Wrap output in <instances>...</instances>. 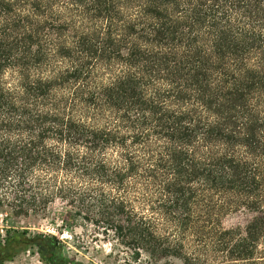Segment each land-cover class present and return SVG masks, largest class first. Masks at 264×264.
<instances>
[{"label": "trees", "instance_id": "trees-1", "mask_svg": "<svg viewBox=\"0 0 264 264\" xmlns=\"http://www.w3.org/2000/svg\"><path fill=\"white\" fill-rule=\"evenodd\" d=\"M55 200L136 256L264 264V0H0V263L83 264L17 223Z\"/></svg>", "mask_w": 264, "mask_h": 264}, {"label": "rangeland", "instance_id": "rangeland-1", "mask_svg": "<svg viewBox=\"0 0 264 264\" xmlns=\"http://www.w3.org/2000/svg\"><path fill=\"white\" fill-rule=\"evenodd\" d=\"M59 201L55 200L47 205V212L40 216L19 217L18 224L28 228L30 232L40 231L55 234L64 245V253L75 261L83 264H182L176 257L164 256L152 260L146 258L144 253L136 256L134 251L121 248L118 244L111 247V241L101 235L95 234L91 226L81 227L78 225L70 228H61L60 215H55L51 220L52 211L60 209ZM2 214H0L1 218ZM244 216L240 212H231L222 216L221 224L231 227L242 224ZM6 223L0 219V241H2ZM135 256V258H134ZM137 257V258H136ZM0 264H46L39 260L38 255L32 248L16 253L9 260Z\"/></svg>", "mask_w": 264, "mask_h": 264}]
</instances>
